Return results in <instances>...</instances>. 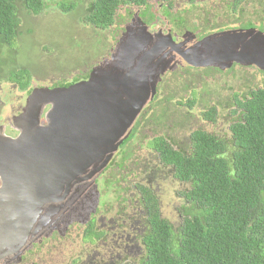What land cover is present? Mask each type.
Wrapping results in <instances>:
<instances>
[{
	"label": "flooded vegetation",
	"instance_id": "1",
	"mask_svg": "<svg viewBox=\"0 0 264 264\" xmlns=\"http://www.w3.org/2000/svg\"><path fill=\"white\" fill-rule=\"evenodd\" d=\"M231 1L181 0L179 5L177 0H149L141 7L124 6L118 10L115 22L107 27L112 34L106 56L97 60L77 80H62L47 86L49 89L68 87L87 80L94 67L110 62L117 42L125 34L144 33L148 39L161 42V48L149 54L153 66L160 71L155 93L125 133L107 166L91 179L78 178L60 202L51 203L52 207L44 206L45 209L52 208L44 213L49 217L48 222L41 229L33 227L20 254L8 256L0 264H141L148 254L146 240L153 232L154 217L167 221L173 228L177 226V219L182 223L184 188L172 194L169 181L184 185L174 178L172 166L162 161L156 148L157 140L180 156H189L192 155L190 133L196 129L206 131L200 124L195 125L193 116L205 127L213 126L218 119L222 125L226 118L225 131L206 132L222 139L225 147L230 149L233 141L230 127L238 121L243 99L264 89L255 87L249 80L252 68L264 77V72L254 64L230 61L220 63V67L198 68L190 66L180 56L181 52L210 36L264 34V14L259 12L257 16L251 8L257 6V0H239L235 8ZM246 6L251 8L248 13ZM185 19L194 29L179 28ZM239 74L245 76L237 83L235 78H239ZM208 79L212 82L222 80L221 88L226 89L232 101L222 115L216 107L197 108L201 97H208L204 89ZM185 89L187 96L181 100L178 95ZM188 104L190 106H186ZM23 106L17 112L10 110L9 116L2 121L5 123H1L11 128L9 135L0 124L4 135L11 138L18 135L9 122L20 114ZM49 107L46 106L43 113ZM209 110L214 112L212 121L203 118V113ZM43 117L44 114L41 124ZM180 131L182 138L178 139ZM176 197L183 200L182 205H177ZM82 204L83 208H90L87 223L68 222L70 210H81ZM86 231L90 232L89 237L84 235Z\"/></svg>",
	"mask_w": 264,
	"mask_h": 264
},
{
	"label": "water",
	"instance_id": "2",
	"mask_svg": "<svg viewBox=\"0 0 264 264\" xmlns=\"http://www.w3.org/2000/svg\"><path fill=\"white\" fill-rule=\"evenodd\" d=\"M160 48L144 33L125 34L110 62L94 67L87 80L34 88L11 119L15 138L0 125V261L18 256L33 227L48 222L44 213L52 208L44 206L60 202L78 178L91 179L107 166L155 93L160 71L149 54ZM180 56L198 68L239 61L264 71V34L210 36ZM89 210L83 204L70 210L68 222L86 224Z\"/></svg>",
	"mask_w": 264,
	"mask_h": 264
},
{
	"label": "trees",
	"instance_id": "3",
	"mask_svg": "<svg viewBox=\"0 0 264 264\" xmlns=\"http://www.w3.org/2000/svg\"><path fill=\"white\" fill-rule=\"evenodd\" d=\"M17 1L0 0L4 44L16 36ZM148 1L90 0L84 21L105 29L124 6L141 7ZM22 2L30 13L43 9L44 0ZM231 2L235 8L239 0ZM5 106L6 102L2 115ZM213 114L209 110L203 118L212 121ZM230 131L233 141L228 149L213 134L193 130L189 156H180L157 140L162 161L172 166L174 178L184 185V219L173 228L154 217L153 232L146 240L148 254L141 264H264V89L243 99L238 121ZM84 235L89 237L90 232Z\"/></svg>",
	"mask_w": 264,
	"mask_h": 264
},
{
	"label": "rangeland",
	"instance_id": "4",
	"mask_svg": "<svg viewBox=\"0 0 264 264\" xmlns=\"http://www.w3.org/2000/svg\"><path fill=\"white\" fill-rule=\"evenodd\" d=\"M177 1L180 5L181 0ZM89 2L90 0H44L43 9L37 14L26 10L22 0L16 2V16L19 22L16 36L9 44H4L0 39V124L9 116L10 110L17 112V109L24 105L27 91L52 86L63 79H77L97 60L106 56L111 41L109 37L112 34L108 31L111 29L95 28L84 21ZM251 8L255 9L257 16L259 12L264 14V0H257V6ZM251 8L246 6L247 13ZM246 18L247 16H244V19ZM170 23L174 24L173 21ZM182 26L194 29L193 24H187L186 19L180 22L179 28ZM244 76L239 74L235 81L239 83ZM248 76L255 87H264V77L255 72L254 68ZM222 83V80H206L204 89L208 97H201L197 108L216 107L219 109V115H222L232 103L226 89L221 88ZM16 88L21 92L16 91ZM186 94L185 89L178 97L182 99ZM5 102V107H8L2 115L1 109H4L2 106ZM41 117L42 114L40 119ZM193 121L195 125L200 124L211 133L225 131L228 123L225 118L221 125V120L218 119L213 126L205 127L202 126V121L194 116ZM1 125L4 126V133L9 135L11 128L6 124ZM181 132L177 134L178 139L182 138ZM169 184L172 194L184 188L174 180H170ZM176 202L180 206L183 200L177 198Z\"/></svg>",
	"mask_w": 264,
	"mask_h": 264
},
{
	"label": "clouds",
	"instance_id": "5",
	"mask_svg": "<svg viewBox=\"0 0 264 264\" xmlns=\"http://www.w3.org/2000/svg\"><path fill=\"white\" fill-rule=\"evenodd\" d=\"M260 70V69H259ZM262 71V70H261ZM264 72V71H263ZM10 123H11V121H10Z\"/></svg>",
	"mask_w": 264,
	"mask_h": 264
}]
</instances>
